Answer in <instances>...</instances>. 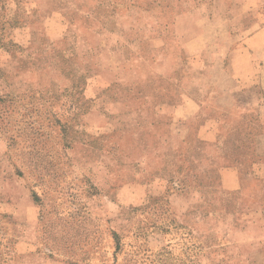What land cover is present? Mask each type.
<instances>
[{"label":"rangeland","instance_id":"1","mask_svg":"<svg viewBox=\"0 0 264 264\" xmlns=\"http://www.w3.org/2000/svg\"><path fill=\"white\" fill-rule=\"evenodd\" d=\"M262 27L264 0H0V264L249 254L228 231L263 234L260 48L234 65Z\"/></svg>","mask_w":264,"mask_h":264},{"label":"crops","instance_id":"2","mask_svg":"<svg viewBox=\"0 0 264 264\" xmlns=\"http://www.w3.org/2000/svg\"><path fill=\"white\" fill-rule=\"evenodd\" d=\"M245 47L240 49V53H244V62H246L247 64L244 63V65L239 64V66L237 67V65L235 66V69L237 70H241L243 71L246 75L250 74V69H252L254 66V62H251V60L253 61L254 58H258L259 55V51L261 50L262 55L261 58H264V27L256 30L254 33H252L248 38H246L245 40ZM258 48H260V50H258ZM237 55V50H235V55L234 57ZM248 59V61H247ZM264 63V62H263ZM262 63V70L261 72L264 70V64ZM237 64V63H236ZM250 68V69H249ZM243 69V70H242ZM234 79L237 82V76H233ZM245 78H247L245 76ZM244 78V80H246ZM261 209L264 211V208L261 207ZM236 224H234V228L232 231H228V236H229V240H230V244L232 245H238V246H244L246 243H250V247H253L254 249H252V251H250L249 254H245V256H241V255H237L236 258V263L235 264H264V224H263V234L258 240H256V236L254 235V233L251 231L250 227L248 226V223H251V218L249 219V216L245 215L244 217H242L241 219H239V227H237V221H235ZM251 227L254 228V226L252 225ZM261 227V226H260ZM252 228V230H253ZM255 229V228H254ZM239 236H242L243 239H238L236 238ZM261 240V241H260Z\"/></svg>","mask_w":264,"mask_h":264}]
</instances>
